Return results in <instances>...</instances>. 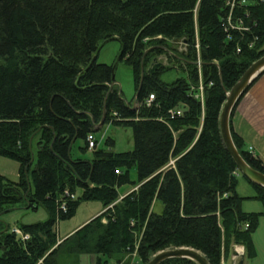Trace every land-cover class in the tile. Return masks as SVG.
I'll return each mask as SVG.
<instances>
[{
    "label": "trees",
    "instance_id": "obj_1",
    "mask_svg": "<svg viewBox=\"0 0 264 264\" xmlns=\"http://www.w3.org/2000/svg\"><path fill=\"white\" fill-rule=\"evenodd\" d=\"M112 40L133 69L142 102L136 108L116 83V63L98 62ZM162 55L174 63L148 72ZM262 55L264 0H0V155L20 163L17 181L0 174V264H65L73 257L79 264L80 254L98 255V264H147L158 251L180 246L201 250L211 264H223L234 245L256 257L264 186L245 177L256 193H238L243 175L223 142L220 114L227 92ZM176 66L187 77L161 79ZM263 73L230 117L237 149L262 173L264 162L231 120ZM103 119L131 127L134 149L114 152L108 137L110 149L96 146L91 158H74L77 140L89 150L87 136ZM130 183L134 189L120 194ZM246 198L260 200L262 212L244 211ZM90 200L101 201L102 212L59 239L57 218L73 217ZM28 205H43L49 219L18 225L29 234L23 240L1 216Z\"/></svg>",
    "mask_w": 264,
    "mask_h": 264
},
{
    "label": "rangeland",
    "instance_id": "obj_2",
    "mask_svg": "<svg viewBox=\"0 0 264 264\" xmlns=\"http://www.w3.org/2000/svg\"><path fill=\"white\" fill-rule=\"evenodd\" d=\"M182 44H179V49H184ZM121 52H122L121 44L119 43V41L117 40L109 41L101 47V50L98 55V62L108 63V64L116 63V72H115L116 81L124 93L125 100L128 103L135 105L137 98H136V83L134 79V72L131 66H129L124 61H121L119 59ZM159 60L164 64L174 63V61L170 62L166 57V55L159 56ZM179 77H187L186 70L179 66H176L168 71H165L161 75V79L167 82H171ZM93 135L95 139L98 141L97 143L98 148L110 149V147L107 146L106 144V139L108 137L113 138L115 141L114 146L111 147L112 151L114 152L131 151L134 149L135 146L134 132L131 127L106 123L102 125L100 129L95 130L93 132ZM83 145H84V140L82 139L77 140L72 151L74 158L87 159L92 157V150L89 149L86 152H83L80 149V147ZM35 154H36V148H35ZM19 168H20V163L18 161L0 155V174H3L9 177L10 179L17 181L20 177ZM130 175L133 181L137 180L138 174L136 168H132ZM240 184L247 186L248 183L245 177L243 176L240 177ZM133 189H134V185L131 183L122 185L118 188L120 194L126 193L127 191ZM81 193H82L81 189H78L77 195ZM163 207L164 206L161 201H156L153 205V210L156 213H160L162 212ZM103 209H104V205L99 200H90V201L82 202L79 208L77 209L76 214L73 217L68 219H58L57 223L55 224L58 237L61 238L67 237L68 236V235L66 236L67 233H69L75 228L78 229L79 227L84 225L90 219L100 214ZM1 218L11 226H18L21 224H32V223L46 221L49 219V213L43 205H40L36 210L32 208L17 207L2 214ZM101 257L103 259L105 258L103 256ZM79 259H80L79 264H98V255L96 254H80ZM76 260H77L76 257H73L71 259L67 258L65 264H74L73 262ZM109 264H116V262L112 260L111 262H109Z\"/></svg>",
    "mask_w": 264,
    "mask_h": 264
},
{
    "label": "crops",
    "instance_id": "obj_3",
    "mask_svg": "<svg viewBox=\"0 0 264 264\" xmlns=\"http://www.w3.org/2000/svg\"><path fill=\"white\" fill-rule=\"evenodd\" d=\"M231 124L246 146L252 148L255 155L264 162V73L257 78L239 101ZM246 181L248 184L244 186L240 184L239 180L237 191L244 197H252L256 193L255 188L247 179ZM242 208L246 212H262L263 205L258 199L246 198L242 202ZM75 229L67 233L66 236L74 232ZM254 242L257 247V255L250 259L245 256L243 264H264V215H261L259 226L254 233ZM234 250L236 253L238 252L237 255H234ZM242 253L245 255L244 246L234 245L230 257L223 264H238Z\"/></svg>",
    "mask_w": 264,
    "mask_h": 264
},
{
    "label": "water",
    "instance_id": "obj_4",
    "mask_svg": "<svg viewBox=\"0 0 264 264\" xmlns=\"http://www.w3.org/2000/svg\"><path fill=\"white\" fill-rule=\"evenodd\" d=\"M186 42V41H185ZM161 61L159 57H155L153 59V65L148 69V72L154 71L159 65ZM264 70V55L254 61L249 68L243 73L241 78L233 85V87L227 92L226 100L222 106L221 114H220V130L223 142L227 151L231 154L233 159L235 160L237 167L241 174L247 179L256 182L262 186H264V173L254 169L252 166L247 163V161L243 158L239 150L237 149L230 129V117L232 110L243 94L245 89L249 86V84ZM145 69L142 68V80L144 78ZM122 89H120L121 91ZM135 108V106H132ZM104 124V119L98 124V127H101ZM26 208H31L28 205ZM236 249V247H235ZM234 255H237L238 252L233 251ZM244 253H242L241 258L238 264L244 263ZM170 258H190L192 260L197 261L199 264H211L207 256L199 249H196L191 246H180L174 248H167L158 251L154 256L148 261L147 264H162L167 259Z\"/></svg>",
    "mask_w": 264,
    "mask_h": 264
},
{
    "label": "built area",
    "instance_id": "obj_5",
    "mask_svg": "<svg viewBox=\"0 0 264 264\" xmlns=\"http://www.w3.org/2000/svg\"><path fill=\"white\" fill-rule=\"evenodd\" d=\"M196 48L197 50L199 51V48H200V45H199V42H197L196 44ZM198 63H199V66L201 65V61H200V58L198 57ZM203 87L200 86V89H202ZM155 99V94L151 93L149 94V96L147 97V99H145V103L147 105H151L152 101ZM144 103V102H143ZM140 104H142V102H138L136 101L135 102V105L136 106H140ZM182 113V109L179 108L177 110H171V114L172 115H175V114H181ZM97 140L95 139L93 133H90L88 136H87V142H88V148L90 150H92L94 147L97 146ZM251 152H253L252 148H250ZM254 153V152H253ZM255 154V153H254ZM118 172V170H117ZM66 194L67 195H70L72 198H75L76 197V194H73V193H70L68 190H66ZM60 208L64 211L67 210V205L65 202H63L60 206ZM57 219H60L59 217ZM248 226V224H246V227ZM11 232L15 233L17 237L23 239V240H26L29 238V234H26L24 233L18 226H12L11 228Z\"/></svg>",
    "mask_w": 264,
    "mask_h": 264
},
{
    "label": "bare ground",
    "instance_id": "obj_6",
    "mask_svg": "<svg viewBox=\"0 0 264 264\" xmlns=\"http://www.w3.org/2000/svg\"><path fill=\"white\" fill-rule=\"evenodd\" d=\"M240 248V247H239ZM242 250H243V248H242ZM243 252V251H242ZM239 253H240V251H239Z\"/></svg>",
    "mask_w": 264,
    "mask_h": 264
}]
</instances>
